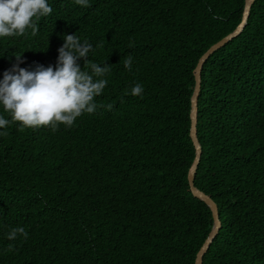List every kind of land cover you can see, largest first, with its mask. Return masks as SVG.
<instances>
[{"label": "trees", "instance_id": "16d2710c", "mask_svg": "<svg viewBox=\"0 0 264 264\" xmlns=\"http://www.w3.org/2000/svg\"><path fill=\"white\" fill-rule=\"evenodd\" d=\"M244 1L47 0L35 35L0 37V80L14 65L55 70L73 34L92 45L82 71L109 69L94 76L107 81L95 111L70 127L21 130L0 105V264H195L213 219L187 179L193 70ZM197 106L194 184L221 221L203 264H264V0L204 62ZM17 227L27 238L8 240Z\"/></svg>", "mask_w": 264, "mask_h": 264}, {"label": "clouds", "instance_id": "9594fccd", "mask_svg": "<svg viewBox=\"0 0 264 264\" xmlns=\"http://www.w3.org/2000/svg\"><path fill=\"white\" fill-rule=\"evenodd\" d=\"M79 5H87V0H75ZM52 12L47 0H0V37L24 35L29 27L32 35L38 28L33 18L38 21ZM92 45L87 41L80 42L73 35L64 37L63 45L58 49V59L55 70L52 66H37L35 71H27L13 66L11 71L3 73L0 80V105L4 111L11 114L13 122H19L24 128H40L51 126L53 131L58 125L72 126L82 113H93L96 104L93 98L101 94L107 81L94 80L103 76L109 69L95 63L90 65L92 74L82 71L77 60L87 58ZM19 60L20 55L16 56ZM132 57L124 60V67L131 69ZM16 73V74H13ZM143 87L136 84L131 89L132 96L142 95ZM111 110L113 105L109 104ZM9 121L0 117V128ZM17 234L27 238L23 227L12 229L7 234L8 240H14ZM12 250V246H8Z\"/></svg>", "mask_w": 264, "mask_h": 264}, {"label": "water", "instance_id": "95a60500", "mask_svg": "<svg viewBox=\"0 0 264 264\" xmlns=\"http://www.w3.org/2000/svg\"><path fill=\"white\" fill-rule=\"evenodd\" d=\"M254 0H245L244 1V7H243V13H242V19L239 22V24L236 26V28L231 31L230 33L226 34L223 36L221 39L210 45L199 57L196 66L193 70L194 72V88L193 92L190 98V130H189V135L191 137L192 143L194 145L195 149V155L193 158V161L188 169L187 173V179H188V184L191 193L204 201L208 207L211 210L212 213V219H213V224L211 227V230L202 243L201 247L196 253L195 257V264H203V256L208 250L210 244L212 243L213 239L217 235L220 226H221V221L219 219V212H218V207L215 201L210 197V195L206 194L204 191L200 190L198 187L195 186L194 184V178H195V173L198 167V163L200 161L201 157V145L199 143L198 137H197V112H198V95L200 91V84H201V70L203 67L204 62L209 58L211 54H213L217 49L221 48L224 46L227 42H229L231 39L236 37L241 30L243 29L246 20L248 18V15L250 13V8Z\"/></svg>", "mask_w": 264, "mask_h": 264}]
</instances>
